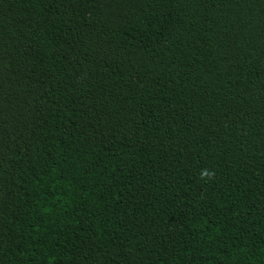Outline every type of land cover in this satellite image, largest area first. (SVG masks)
Listing matches in <instances>:
<instances>
[{
	"label": "trees",
	"instance_id": "obj_1",
	"mask_svg": "<svg viewBox=\"0 0 264 264\" xmlns=\"http://www.w3.org/2000/svg\"><path fill=\"white\" fill-rule=\"evenodd\" d=\"M0 264H264V0H0Z\"/></svg>",
	"mask_w": 264,
	"mask_h": 264
}]
</instances>
